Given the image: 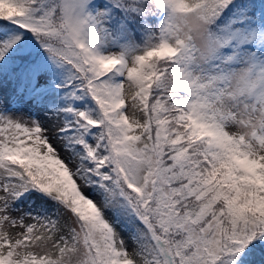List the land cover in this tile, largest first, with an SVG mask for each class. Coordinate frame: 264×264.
I'll return each mask as SVG.
<instances>
[{
  "label": "snow or ice",
  "instance_id": "6c2138e0",
  "mask_svg": "<svg viewBox=\"0 0 264 264\" xmlns=\"http://www.w3.org/2000/svg\"><path fill=\"white\" fill-rule=\"evenodd\" d=\"M0 264H264V0H0Z\"/></svg>",
  "mask_w": 264,
  "mask_h": 264
}]
</instances>
